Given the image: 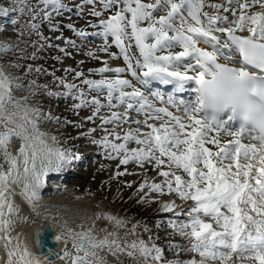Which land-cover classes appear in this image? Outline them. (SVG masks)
Returning <instances> with one entry per match:
<instances>
[{
	"label": "snow or ice",
	"instance_id": "obj_1",
	"mask_svg": "<svg viewBox=\"0 0 264 264\" xmlns=\"http://www.w3.org/2000/svg\"><path fill=\"white\" fill-rule=\"evenodd\" d=\"M42 3L56 5L59 0ZM85 4L91 6L88 15L97 19L87 27L99 31L77 30V37H102L99 51L110 59L122 58L124 66L110 67L89 50L88 55L102 64L89 74L100 79L65 69L74 71L76 79L83 78L87 93L58 78L66 92H53L32 80L30 95L37 96L42 88L39 95L76 101L72 108L77 113L91 108L84 120H99L104 134L92 142L105 149L108 159L118 161V169L124 166L117 177L138 175L127 171L129 164L146 177L156 173L159 182L145 178L139 183L137 203H161L163 212L188 217L169 222L190 245L170 247L194 254L175 264H264V0H85ZM0 15H8L2 5ZM30 27L36 29L35 24ZM65 42L77 47L74 41ZM112 46L119 54L109 52ZM11 50L0 44V54ZM59 51L70 55L64 48ZM30 73L45 70L27 65L26 74ZM19 79L0 67V239L5 264L55 260L106 264L104 253L118 264L124 259L130 264H171L165 249L154 242L159 237H153L142 221L112 214H97L88 227L52 217L61 229L54 240L64 249L61 253L50 249L43 258L19 234L12 235L13 217L19 214L16 188L35 209L45 178L73 160V154L57 146L56 136L49 137L38 127L43 121L61 123L60 117L50 109L45 112L39 102L29 105V97L13 95L24 87ZM152 82L171 85L173 92L192 84L195 98L185 101L172 94L165 98L149 88ZM104 109L107 114H102ZM166 195L187 207L176 212V200L161 202ZM100 220L112 230L97 228ZM142 226L149 233L147 241L141 238ZM39 237L38 230L36 244L43 247Z\"/></svg>",
	"mask_w": 264,
	"mask_h": 264
},
{
	"label": "rangeland",
	"instance_id": "obj_2",
	"mask_svg": "<svg viewBox=\"0 0 264 264\" xmlns=\"http://www.w3.org/2000/svg\"><path fill=\"white\" fill-rule=\"evenodd\" d=\"M6 3L13 5L14 7L26 6V4H28L27 8L30 7L29 9L31 13L28 12L26 15L19 17V19L21 18V20L19 22H13V27L5 26V22L7 20L6 16L10 15L9 12L8 15H0V44H6L7 41L10 46H13V48H11V51L0 54V67H4V70L7 74L14 77H19L20 81L18 82L24 85L21 90L13 92V95L15 94V97H17L18 99L29 97V99L27 100V103L29 105L37 106V102H39L45 112L49 111L50 109L53 115L60 117L61 123H56V121L54 120L40 122L38 124L40 125L39 130L46 133L49 137L56 136L57 141H59L57 142V146L61 149H66L69 153L73 154V160H75V155L81 156L85 153V145L79 141L77 134H74L72 122L68 123V121H71L72 116L67 110L65 111L60 107V105L58 104L59 99H57L56 97L39 95V92L42 91V88L37 90V96H31L29 93L28 86L32 80H35L36 83L40 86L47 85L50 90H52L53 92H57V90H54V87H56V85L53 83L52 77L46 71L43 74H26L27 65L40 67L45 70L46 66L50 64L45 63L41 57L37 58V49L39 46L38 39L43 37V35L40 33L41 28L36 26V29L39 31L38 32L36 30H32L30 27L32 24H35L34 21H37L36 16L35 19H32V13H34L35 15L37 14L38 8L40 6V0H0V5H2L3 7L7 5ZM84 20L85 18L78 19L77 21L81 25H86L90 21L92 24H95L97 19L95 17H89L88 21ZM5 28L8 29V31L5 32ZM33 54H35V59L30 58ZM66 101H68V99H66ZM62 131L63 133L60 134V132ZM58 135L63 137V139H58ZM72 145H76V150L73 151L71 149ZM14 150L15 147L13 148V151ZM73 160L70 164L66 165L60 171L49 173L55 176L59 175L58 177L68 176V179L70 178L69 175L73 176L72 179L66 180L62 183L63 185L65 184L66 191L72 192L73 194L77 192L78 197L81 199L86 197L89 198V206L93 203H95V205H99V208L100 206H102L100 213L112 214L118 217H128L133 222L142 221L143 224L151 230L150 234L153 237H159V242H161V240L164 241V234H162L151 222L152 218L156 215L157 212L156 203L138 204L137 190L135 187H128L125 183L123 184V182H111L109 181L110 177L108 175H97L93 172L94 170L81 171L79 167H77L75 163H73ZM122 185H126L125 188ZM81 194L83 195L82 197H80ZM44 195H46V193H44ZM95 208L97 209L98 207L96 206ZM94 212H96V210H94ZM25 218L27 217L19 214L16 219H13L15 221L13 225L14 231L12 232V235L16 236L17 234H19L21 240L27 242L29 233V230L27 229L29 228L27 227L28 219L25 220ZM101 227H108L109 230H112V227L105 221L101 224ZM98 228H100V226H98ZM140 232L141 238L147 241L149 233L143 231V226L141 227ZM25 237L27 239H25ZM105 254L107 257L113 258L110 263L114 264L118 262L115 257L107 253Z\"/></svg>",
	"mask_w": 264,
	"mask_h": 264
},
{
	"label": "bare ground",
	"instance_id": "obj_3",
	"mask_svg": "<svg viewBox=\"0 0 264 264\" xmlns=\"http://www.w3.org/2000/svg\"><path fill=\"white\" fill-rule=\"evenodd\" d=\"M58 110H56V111H58ZM38 127L40 129V125H38ZM88 169L90 171L94 170V168H92V165H90ZM50 175L51 174H49L45 178L44 186L40 189V196H39V199L36 203L35 209H33L32 205H30L20 195V191H21L20 188H16V190H15V191L19 192V197H22V200H23V201L20 200L23 208L20 207L18 205L17 201L15 200V204L18 206L19 212H21L23 209L27 212L26 208L23 206L26 204V202L28 203L27 204L28 208H30V213L28 214L29 224L27 226L29 228V229H27V230H29L28 231L29 233L27 232L28 233V237H27L28 238V244H29L30 249L35 253V255L39 256L41 258H43V256L41 255L43 253L40 252L38 248L37 249H35L36 247L34 248L35 243L32 241L33 240L32 239V229H33L34 225L37 224L36 219L44 218V219L52 220V217L55 216V217H58L61 222H63L64 220H67L74 227L78 224H84L85 227H88V226L92 225L93 221L95 220V216L97 214H103V213H100L102 206H100V208H99V205H95V203H93L95 206L93 204H90V206H89L88 205V203H90L89 198L86 197V198L81 199L78 197L77 192L75 194H73L72 192L66 191L65 184L64 185L62 184L65 181H58L59 180L58 178H60V177L55 179V176H52V175L50 176ZM70 177H73V176L70 175ZM44 193H46V195H44ZM82 196L83 195L81 194L80 197H82ZM96 206L98 207L97 209L95 208ZM91 210H92V212H91ZM94 210H96V212H94ZM33 221H35V222H33ZM103 222H104L103 220L96 221L97 228H98V226L101 227V224ZM39 238H40L41 244L43 243V244L49 246L48 242H46L43 237L40 236ZM60 245H62V250H63L64 244L61 242ZM53 246H54V242H51L49 247L52 248ZM69 247H70V245H69ZM41 248L44 252H48L45 248H43V247H41ZM105 257H107V256L104 253V260H105L106 264H112V263H110V261L113 258H111V257L105 258ZM121 259H124V258L121 257ZM115 262H117V261H115ZM57 263H62V262L59 260H55L54 264H57ZM117 263H114V264H117ZM124 264H130V261L124 259Z\"/></svg>",
	"mask_w": 264,
	"mask_h": 264
},
{
	"label": "built area",
	"instance_id": "obj_4",
	"mask_svg": "<svg viewBox=\"0 0 264 264\" xmlns=\"http://www.w3.org/2000/svg\"><path fill=\"white\" fill-rule=\"evenodd\" d=\"M45 55V53H43ZM47 55H49V53H46Z\"/></svg>",
	"mask_w": 264,
	"mask_h": 264
},
{
	"label": "water",
	"instance_id": "obj_5",
	"mask_svg": "<svg viewBox=\"0 0 264 264\" xmlns=\"http://www.w3.org/2000/svg\"><path fill=\"white\" fill-rule=\"evenodd\" d=\"M62 250H60V252L58 251L57 253H61Z\"/></svg>",
	"mask_w": 264,
	"mask_h": 264
}]
</instances>
